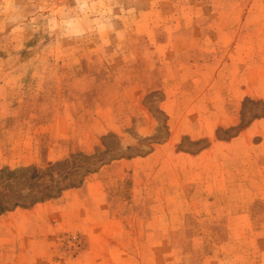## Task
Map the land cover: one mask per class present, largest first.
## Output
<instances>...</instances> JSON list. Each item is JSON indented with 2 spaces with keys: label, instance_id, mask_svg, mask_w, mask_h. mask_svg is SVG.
I'll use <instances>...</instances> for the list:
<instances>
[{
  "label": "rangeland",
  "instance_id": "obj_1",
  "mask_svg": "<svg viewBox=\"0 0 264 264\" xmlns=\"http://www.w3.org/2000/svg\"><path fill=\"white\" fill-rule=\"evenodd\" d=\"M0 206V264H264V0H0Z\"/></svg>",
  "mask_w": 264,
  "mask_h": 264
},
{
  "label": "trees",
  "instance_id": "obj_2",
  "mask_svg": "<svg viewBox=\"0 0 264 264\" xmlns=\"http://www.w3.org/2000/svg\"><path fill=\"white\" fill-rule=\"evenodd\" d=\"M14 205H16V204H14ZM7 209V207H5V206H0V213H2L4 210H6Z\"/></svg>",
  "mask_w": 264,
  "mask_h": 264
}]
</instances>
